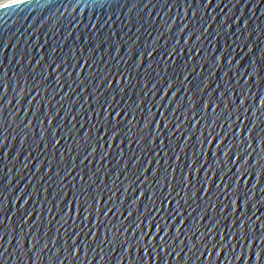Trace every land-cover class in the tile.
<instances>
[{"label":"snow or ice","instance_id":"obj_1","mask_svg":"<svg viewBox=\"0 0 264 264\" xmlns=\"http://www.w3.org/2000/svg\"><path fill=\"white\" fill-rule=\"evenodd\" d=\"M27 3L0 0V9ZM124 7L129 14L119 29L108 23L111 15L104 24L90 21L67 52L25 49L11 79L0 58V152L7 160L10 122L40 174L29 178L36 181L30 192L25 185L12 200L14 177L0 176V264L13 240L11 255L24 264H74L90 245L122 249L114 264H218L222 254L225 264H264V46L251 39L264 28L244 15L264 16V0H111V8ZM150 7L183 9L186 19L192 10L177 31L187 32L183 47L160 43L175 20L157 27L151 11L130 15ZM217 9L228 11L206 18ZM10 86L17 106L27 100L34 108L31 119L17 122L19 111L4 118ZM133 145L125 158L124 147ZM32 200L39 208H28ZM49 241L55 251L45 260Z\"/></svg>","mask_w":264,"mask_h":264},{"label":"water","instance_id":"obj_2","mask_svg":"<svg viewBox=\"0 0 264 264\" xmlns=\"http://www.w3.org/2000/svg\"><path fill=\"white\" fill-rule=\"evenodd\" d=\"M7 3H14V0H6ZM124 0H121L123 3ZM131 0H129V3ZM155 3V0H154ZM142 7V6H141ZM151 11L152 15L149 19L154 20L157 27L164 26L167 27L168 25L172 24L173 20H175V24L172 27V31L170 33H164L161 38L160 43L164 44L165 41L169 42V47L174 43L176 40L180 41V47H183L184 40L187 38V32L183 35L177 36V31L181 26V21L183 20L185 23H188L191 20V9L189 10V15L187 19L183 15V9L173 8L171 12H168L167 9L161 11L159 7L152 9L151 7L148 9L141 8L133 9L131 14L135 16L137 13H140L141 16H146V14ZM227 9L221 11L217 9L215 13H205L207 19L211 20L212 16H216L217 20L221 15L227 13ZM113 13H116L113 15ZM129 14L128 7H124L122 10L111 8V0H28L26 5L19 4L13 7L12 9H0V40L3 43H6L8 46L7 48H3V44H0V58L4 61V67L9 71V79L19 70V66L17 65V60L20 57V53L27 49L34 55H38L43 52H47L49 47H62L65 52L69 50V48L75 42L77 46H79V42L76 41V37L80 36L81 34L87 35L85 30V25H89L91 23H96L97 20L100 21L101 24H104L105 21H108L109 15L112 16L111 21L108 23L115 29H119L126 20V16ZM236 16H239V11L235 12ZM245 17H251L252 22L251 26H255L259 24L261 28H264V16H261L259 10H256L255 13L248 9H244ZM119 16V19H117ZM215 27V25H213ZM107 31V28L105 29ZM162 30V29H161ZM127 31V29H125ZM188 31H191V26ZM155 31L153 30V35H155ZM258 33L254 32L252 36V40H255L258 45L264 46V35L260 36L259 40H256V36ZM195 39V38H193ZM191 43V41L189 42ZM205 47H208L207 41H204ZM239 51V49H237ZM246 51V49H245ZM203 55V53H201ZM15 57V58H14ZM199 71V69H198ZM207 71V69H205ZM18 90V89H17ZM69 89L67 87L64 88V92H68ZM79 90L77 89V92ZM35 95V92L32 93ZM63 95V92L61 93ZM16 96V91H13V88L9 87L8 96L6 100H11L12 103L8 106L5 110L4 118L7 120L12 112L19 111V116L17 117V122L20 119H31L32 118V111L34 108H31L27 100L21 102L19 106L16 104V100L14 97ZM59 96L56 97V100H59ZM76 99V94L74 93L68 102H65L64 106L60 110V116H64L65 112L67 111V104L69 102H73ZM170 99V95L165 97V103L167 100ZM40 97H37L35 101L32 102L33 105L38 103ZM159 102V95L156 98V101L153 103ZM53 105H56V101L52 102ZM83 103V98H81L80 102L75 105L73 108V114L77 109L80 108V105ZM60 107L59 105H56ZM85 107H87L85 105ZM25 111L28 112L27 117H25ZM153 111H156V108L153 107ZM161 112L163 109L160 110ZM157 117H159V112L157 113ZM79 117L77 120L79 121ZM59 121V118H58ZM57 121V122H58ZM39 123V120L36 121ZM91 125H86L85 129L90 127ZM8 128V138L4 142L6 145L5 150L8 152L7 160H3V154L0 152V176H5V178L14 177L11 187L15 188V192L9 197L10 200L15 199L16 196L20 195L22 189H25V185L27 188L25 189L26 192H30L32 187L36 184L35 179H33L32 184H28L29 178L33 175L39 176V173H35L34 164L36 163L33 159H27V152L21 150L20 147V137L19 132L20 129L16 128L14 125H11L9 122L6 125ZM21 129L23 125L20 126ZM77 127H79V123H77ZM38 131V130H37ZM15 137V139H14ZM2 139V137H0ZM29 143H31V138L29 139ZM63 145V141L61 142ZM107 147V145H105ZM115 147V145L113 146ZM124 151L127 155L131 152L135 151V145L131 149L124 147ZM19 156L17 158V154ZM161 155H163L161 153ZM255 156V154H254ZM25 163L29 165L28 168H24ZM87 163V162H86ZM95 163V161H93ZM162 163V162H161ZM5 165H7L5 167ZM146 161H141V166H145ZM155 165V161H153V165ZM149 166V172L146 175L150 176L151 174V167ZM23 169V170H22ZM129 171L131 170V163H129ZM135 175H138L136 173ZM135 175L131 177V179H135ZM123 174L120 177V180H123ZM144 177H141L140 180L142 181ZM110 182V181H109ZM139 183V181H137ZM118 187L119 182H118ZM39 187V186H37ZM122 192L118 191L116 193V197H121ZM129 201L132 198H136L139 196V189L135 193L129 192ZM146 199V198H145ZM23 203V198H21L16 203V207H19ZM32 207L39 208V204L36 203L35 200L29 201L28 208L31 209ZM14 210V209H13ZM127 216V213H124V216H116L115 222L118 223L120 219H124ZM19 216L15 218L18 220ZM15 222V221H13ZM207 221H202L201 223H206ZM171 223V221H169ZM55 231V229H53ZM183 231V228H182ZM63 233V229H61V234ZM198 235V234H197ZM6 240L8 237L5 238ZM91 238L89 237V240ZM183 239V236L181 237ZM193 240L196 239L195 236L192 237ZM15 240L11 246H9V253L6 254L5 260L7 264H24L22 260H17L15 256L11 255V253L15 249ZM43 243V240L41 241ZM63 241H59V244H62ZM70 244V239H69ZM28 246V242L26 241L25 247ZM101 248H95L93 245H90L87 249V258L85 259L84 256V249L81 247V250L78 254L79 259L74 262V264H80V261H83L84 264H114V261L121 258L122 249L116 248L115 250L109 252L108 245H102ZM179 250V247H177ZM2 251V249H0ZM55 249L52 246L51 241H49V247L44 251L43 256L46 258L51 255ZM199 251V250H198ZM187 253V248L185 247L184 253H181L183 256ZM65 255V253L61 252V258ZM142 255V253H141ZM207 256V253H205ZM94 257V258H93ZM213 258H215L213 256ZM203 259V258H202ZM67 264V261L65 262ZM124 264H128V261L125 259ZM170 264H175V260L171 259ZM218 264H225L224 255L222 254L220 261Z\"/></svg>","mask_w":264,"mask_h":264}]
</instances>
